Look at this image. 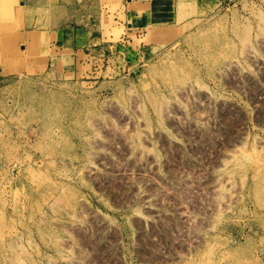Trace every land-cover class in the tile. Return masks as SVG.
Segmentation results:
<instances>
[{
  "label": "rangeland",
  "instance_id": "obj_1",
  "mask_svg": "<svg viewBox=\"0 0 264 264\" xmlns=\"http://www.w3.org/2000/svg\"><path fill=\"white\" fill-rule=\"evenodd\" d=\"M188 2L0 0V264H264V0Z\"/></svg>",
  "mask_w": 264,
  "mask_h": 264
},
{
  "label": "crops",
  "instance_id": "obj_2",
  "mask_svg": "<svg viewBox=\"0 0 264 264\" xmlns=\"http://www.w3.org/2000/svg\"><path fill=\"white\" fill-rule=\"evenodd\" d=\"M22 9H30L31 7L42 8L50 2L56 4L58 8L61 0H18ZM126 4V14L130 18L127 21L130 30L144 29L149 26L160 27L171 23L178 19L180 15L179 6L182 0H122ZM194 2L195 5L213 6L219 4L220 0H188ZM226 2L227 0H222ZM188 2V3H189ZM132 5V6H130ZM129 6L131 9H129ZM69 8V7H68ZM70 13V8H69ZM67 11V12H68ZM185 13V12H184ZM64 24V26H63ZM66 24V25H65ZM40 31L47 33L53 38V44H59L62 38L75 34V28L70 23L61 22L58 26L46 27L41 26Z\"/></svg>",
  "mask_w": 264,
  "mask_h": 264
}]
</instances>
